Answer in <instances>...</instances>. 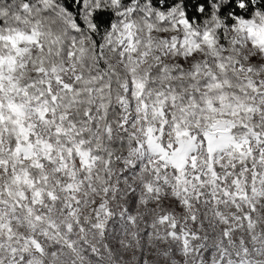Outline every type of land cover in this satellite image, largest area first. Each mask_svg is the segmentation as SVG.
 Returning a JSON list of instances; mask_svg holds the SVG:
<instances>
[{
    "label": "snow or ice",
    "instance_id": "6c2138e0",
    "mask_svg": "<svg viewBox=\"0 0 264 264\" xmlns=\"http://www.w3.org/2000/svg\"><path fill=\"white\" fill-rule=\"evenodd\" d=\"M0 264H264V0H0Z\"/></svg>",
    "mask_w": 264,
    "mask_h": 264
}]
</instances>
